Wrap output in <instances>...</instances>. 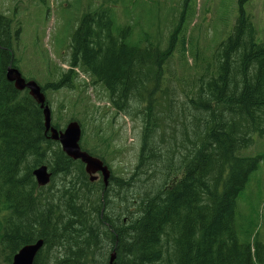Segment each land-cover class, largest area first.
I'll return each mask as SVG.
<instances>
[{
	"label": "trees",
	"instance_id": "16d2710c",
	"mask_svg": "<svg viewBox=\"0 0 264 264\" xmlns=\"http://www.w3.org/2000/svg\"><path fill=\"white\" fill-rule=\"evenodd\" d=\"M245 1L238 0L237 22L216 49L213 70L196 72L181 95L164 70L177 51L189 52L184 39L178 42L188 0L165 39L133 38L130 25L108 32L100 25L102 34L90 14L73 32L71 66L101 83L115 110L143 123L135 173L112 174L107 186L91 181L85 164L49 138L40 104L8 80L20 30L0 12V254L7 264L41 238L34 264H110L114 250L115 264L264 263L254 227L237 225L239 195L262 159L242 151L255 134L264 136V43L257 42ZM72 73L39 83L41 89L69 87ZM43 164L53 173L44 187L33 176ZM146 183L154 190L134 188Z\"/></svg>",
	"mask_w": 264,
	"mask_h": 264
},
{
	"label": "rangeland",
	"instance_id": "374dc122",
	"mask_svg": "<svg viewBox=\"0 0 264 264\" xmlns=\"http://www.w3.org/2000/svg\"><path fill=\"white\" fill-rule=\"evenodd\" d=\"M185 0H0V12L13 20V31L20 30L14 43V56L23 77L41 85L57 82L69 74V87L47 89L53 124L65 129L73 118L83 128L81 145L105 157L115 179H128L136 171L141 150L143 123L139 117L118 112L111 104L107 89L83 69L71 66V36L79 24L80 8L84 11H107L114 6L115 16L130 25L133 38L164 34V39L178 26ZM245 15L257 30V42L264 43V0H246ZM179 29V41L189 52L179 51L165 64V77L180 90L196 72L215 67L214 53L233 32L239 15L238 0H188ZM166 18V20H165ZM144 34V35H143ZM164 46H166L164 44ZM197 59V63L195 60ZM167 68V69H166ZM133 114V113H132ZM245 155H260L259 168L239 195L237 225L254 229L252 240L264 243V136L255 134ZM78 172V170H77ZM100 173V172H99ZM98 173V174H99ZM103 176H100L102 179ZM102 181V180H101ZM99 180V182H101ZM63 176L56 177V184ZM140 191L151 192L153 184H137ZM118 200L120 198L118 197ZM119 202V201H118ZM243 238V236H242ZM264 258V252L261 253ZM0 264H7L0 254ZM264 264V263H263Z\"/></svg>",
	"mask_w": 264,
	"mask_h": 264
},
{
	"label": "water",
	"instance_id": "95a60500",
	"mask_svg": "<svg viewBox=\"0 0 264 264\" xmlns=\"http://www.w3.org/2000/svg\"><path fill=\"white\" fill-rule=\"evenodd\" d=\"M7 78L13 82L18 90H28L33 99L40 104L44 115V126L46 132L50 133V137L54 141H58L61 147L69 157L74 160H81L85 164V170L90 175L91 181H96L98 173H102L104 185L109 184L111 178V170L101 158L94 156L88 152V150L82 149L81 139L83 136V128L79 121L72 120L65 127L64 130L57 129L52 121V109L47 102V96L41 89L42 86L34 79H26L23 77L21 71L10 65L7 70ZM39 186H47L52 181V172L49 166L46 164L38 165L33 171ZM44 246V240L41 238L34 243L26 244L15 254L12 264H34L35 258L42 247ZM117 258L116 251L114 250L110 255V264H115Z\"/></svg>",
	"mask_w": 264,
	"mask_h": 264
},
{
	"label": "flooded vegetation",
	"instance_id": "af4514ba",
	"mask_svg": "<svg viewBox=\"0 0 264 264\" xmlns=\"http://www.w3.org/2000/svg\"><path fill=\"white\" fill-rule=\"evenodd\" d=\"M85 5H87V4L83 3L82 7L80 8V12L79 13H81V16L78 18L79 24H77L78 26L74 29V32H75V30H77L78 28H80L81 24H83L85 22V19L87 18V16H86L87 14H90V16H94L95 15V19L93 18V20L91 22V25L96 26L97 27V30H99L101 33H102V29H100V25H104L105 26L104 32H108L109 29L110 30H117L118 25H120V27H121V24L122 23L119 24V20L115 16L114 11H112L114 9V6L113 5H110V7L107 8L109 10L107 12H105V13H109V15L107 14V16L104 17V20L103 21L100 18V15L102 13L101 11H84V8L83 7ZM97 12H99V14H97ZM101 175H102V173H99L98 174V177L99 178L96 180L97 182H99V180L100 181L101 180L103 181V178L100 179V176Z\"/></svg>",
	"mask_w": 264,
	"mask_h": 264
},
{
	"label": "bare ground",
	"instance_id": "6f19581e",
	"mask_svg": "<svg viewBox=\"0 0 264 264\" xmlns=\"http://www.w3.org/2000/svg\"><path fill=\"white\" fill-rule=\"evenodd\" d=\"M42 187H44V186H42Z\"/></svg>",
	"mask_w": 264,
	"mask_h": 264
}]
</instances>
